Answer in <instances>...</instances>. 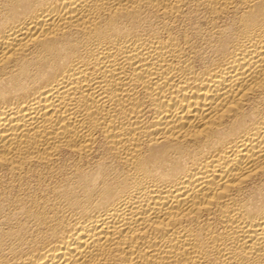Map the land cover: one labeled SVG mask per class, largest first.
I'll list each match as a JSON object with an SVG mask.
<instances>
[{"label":"bare ground","instance_id":"1","mask_svg":"<svg viewBox=\"0 0 264 264\" xmlns=\"http://www.w3.org/2000/svg\"><path fill=\"white\" fill-rule=\"evenodd\" d=\"M0 264H264V0H0Z\"/></svg>","mask_w":264,"mask_h":264}]
</instances>
